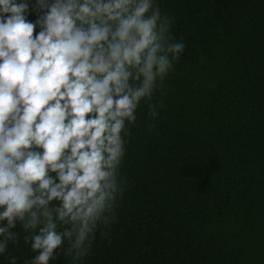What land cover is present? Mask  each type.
<instances>
[{
    "label": "clouds",
    "instance_id": "obj_1",
    "mask_svg": "<svg viewBox=\"0 0 264 264\" xmlns=\"http://www.w3.org/2000/svg\"><path fill=\"white\" fill-rule=\"evenodd\" d=\"M172 23L157 0H0L7 264H83L116 219L130 126L144 102L157 116L152 97L185 48ZM21 240L22 261L9 252Z\"/></svg>",
    "mask_w": 264,
    "mask_h": 264
},
{
    "label": "trees",
    "instance_id": "obj_2",
    "mask_svg": "<svg viewBox=\"0 0 264 264\" xmlns=\"http://www.w3.org/2000/svg\"><path fill=\"white\" fill-rule=\"evenodd\" d=\"M157 2L185 48L157 116L137 109L116 219L83 264H264V0Z\"/></svg>",
    "mask_w": 264,
    "mask_h": 264
}]
</instances>
